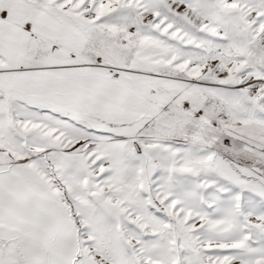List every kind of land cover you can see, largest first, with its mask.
<instances>
[{
  "label": "snow or ice",
  "instance_id": "1",
  "mask_svg": "<svg viewBox=\"0 0 264 264\" xmlns=\"http://www.w3.org/2000/svg\"><path fill=\"white\" fill-rule=\"evenodd\" d=\"M0 264H264V0H0Z\"/></svg>",
  "mask_w": 264,
  "mask_h": 264
}]
</instances>
